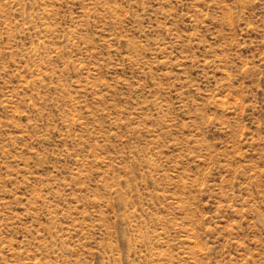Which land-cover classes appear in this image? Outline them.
Listing matches in <instances>:
<instances>
[{
  "label": "rangeland",
  "instance_id": "374dc122",
  "mask_svg": "<svg viewBox=\"0 0 264 264\" xmlns=\"http://www.w3.org/2000/svg\"><path fill=\"white\" fill-rule=\"evenodd\" d=\"M0 264H264V0H0Z\"/></svg>",
  "mask_w": 264,
  "mask_h": 264
}]
</instances>
